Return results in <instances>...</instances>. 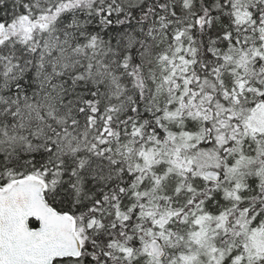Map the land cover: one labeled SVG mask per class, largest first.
I'll use <instances>...</instances> for the list:
<instances>
[{
  "label": "snow or ice",
  "instance_id": "6c2138e0",
  "mask_svg": "<svg viewBox=\"0 0 264 264\" xmlns=\"http://www.w3.org/2000/svg\"><path fill=\"white\" fill-rule=\"evenodd\" d=\"M0 264H264V0H0Z\"/></svg>",
  "mask_w": 264,
  "mask_h": 264
}]
</instances>
